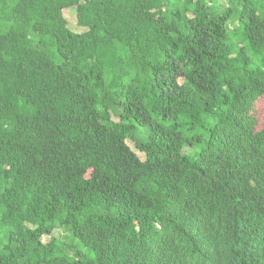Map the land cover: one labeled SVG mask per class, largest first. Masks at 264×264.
Returning a JSON list of instances; mask_svg holds the SVG:
<instances>
[{"label": "trees", "instance_id": "16d2710c", "mask_svg": "<svg viewBox=\"0 0 264 264\" xmlns=\"http://www.w3.org/2000/svg\"><path fill=\"white\" fill-rule=\"evenodd\" d=\"M260 98L264 0H0V264H264Z\"/></svg>", "mask_w": 264, "mask_h": 264}, {"label": "rangeland", "instance_id": "374dc122", "mask_svg": "<svg viewBox=\"0 0 264 264\" xmlns=\"http://www.w3.org/2000/svg\"><path fill=\"white\" fill-rule=\"evenodd\" d=\"M64 14L68 19V22L70 24V26L72 28H76L78 29L79 27L77 26V17L75 15V10L73 8H67L64 9ZM237 25V21H232L231 23L228 24L229 28L232 29ZM81 29V28H80ZM255 113H256V117L258 120V124H257V129H261L263 124H264V99L260 98L256 104H255ZM117 115H113L114 118H116ZM135 134L138 135V137L145 139L147 137L146 135V129L144 127L141 126H137L135 129ZM128 142L130 143V145H135V141L133 139H128ZM190 148L185 149V151H189ZM65 234V231L57 228L54 232H53V236L55 237H59V238H63ZM50 237L49 236H44L43 239L45 241H47Z\"/></svg>", "mask_w": 264, "mask_h": 264}]
</instances>
